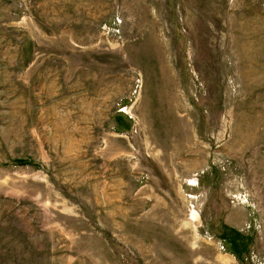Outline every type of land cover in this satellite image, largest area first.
Wrapping results in <instances>:
<instances>
[{"label":"rangeland","instance_id":"374dc122","mask_svg":"<svg viewBox=\"0 0 264 264\" xmlns=\"http://www.w3.org/2000/svg\"><path fill=\"white\" fill-rule=\"evenodd\" d=\"M0 264H264V0H0Z\"/></svg>","mask_w":264,"mask_h":264}]
</instances>
